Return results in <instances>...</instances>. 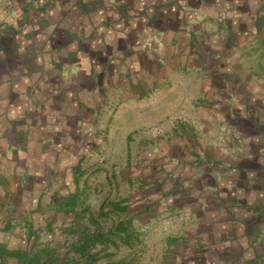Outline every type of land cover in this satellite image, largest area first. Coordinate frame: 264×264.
<instances>
[{"label": "crops", "instance_id": "1", "mask_svg": "<svg viewBox=\"0 0 264 264\" xmlns=\"http://www.w3.org/2000/svg\"><path fill=\"white\" fill-rule=\"evenodd\" d=\"M263 56L264 0H0L1 164H142L158 264H264Z\"/></svg>", "mask_w": 264, "mask_h": 264}, {"label": "rangeland", "instance_id": "2", "mask_svg": "<svg viewBox=\"0 0 264 264\" xmlns=\"http://www.w3.org/2000/svg\"><path fill=\"white\" fill-rule=\"evenodd\" d=\"M259 72L264 74V65L259 67ZM75 133L76 135L81 133L86 139H93L87 127ZM9 138L12 139V136ZM141 165L135 162L126 165L119 162L106 164V161L99 159L80 161L74 171V175L80 176L78 185L75 183V192H78L75 211L59 212L57 216L55 215L52 231L47 232L43 229L39 231L38 228L44 226L46 217L51 218L55 214V210L47 206L50 200L49 193L29 194L30 186H27V181L16 176L14 178L0 160V242L9 249L31 247L34 240L27 243V231L28 225H33L35 230L39 231L38 246L49 245L56 250L57 258L72 262L79 261V253L76 249L81 245L84 235L102 233L106 237L104 244L93 241L87 247V256L94 260L91 264H158L159 256L166 253L165 238L159 240L152 237L154 228L138 225L136 222L138 213L131 206L133 201L127 205H120L125 202L122 200L127 193L129 196L144 189L145 179L137 176V180L130 181L121 179V175L116 174L117 177L112 176L111 181L108 177H106L107 182L103 180V174L109 172L120 171L127 175L129 172L130 175L135 176V171ZM158 171H155V174ZM45 179L46 177L43 180H36L38 183L36 188H40L39 183L47 182ZM58 180L53 179L48 189L50 186L51 188L55 186L52 184L55 181L58 185ZM38 197L43 207L41 210H36L34 207ZM112 204L124 209L114 210ZM101 205L103 212H100ZM118 226L123 228L119 235L109 234ZM124 239L128 243L124 242ZM83 262L82 260L80 264ZM1 264L20 263L13 258H6Z\"/></svg>", "mask_w": 264, "mask_h": 264}, {"label": "trees", "instance_id": "3", "mask_svg": "<svg viewBox=\"0 0 264 264\" xmlns=\"http://www.w3.org/2000/svg\"><path fill=\"white\" fill-rule=\"evenodd\" d=\"M76 171V170H74ZM71 177V176H70ZM75 180H64L63 182H60L58 180L52 183L55 185L53 188L48 189V186L45 187L46 190L44 192L49 193L50 200L47 204V206H50L52 208L51 210H55V214L53 217L48 218L46 217L44 220V226H41V228H38L39 231L42 229L51 232L52 226L54 223V219L56 218L55 215L59 212L61 213H70L75 211L76 201L78 199V194L75 192ZM57 185V187H56ZM37 204L35 206L36 210L43 209L42 204L40 203L39 197L37 198ZM112 207L114 210L117 209H124L120 208L115 204H112ZM49 208V209H50ZM100 212H103V205L100 206ZM102 215H104L102 213ZM9 225V224H8ZM8 227V226H7ZM35 230L33 225H28V231H27V243L34 240V243H32L31 247L29 248H17V249H9L5 244L0 242V264L3 263V261L6 258H13L17 260L20 264H80V262L83 260V264H91V262H94V260L89 258L87 256V247L90 243H93L95 241L96 243H102L104 244L106 242V237L103 236L102 233L97 234H88L84 235L81 245L79 248H77V252L79 253V261H72L69 262L67 259L60 260L57 258V252L55 249L50 248L49 245H43L38 246L37 240H38V233L39 231ZM123 228L118 226L116 227V230L109 232V234H113L115 236L119 235V232H122ZM128 239V238H126ZM109 241V240H108ZM124 242L128 243L127 240L124 239Z\"/></svg>", "mask_w": 264, "mask_h": 264}]
</instances>
